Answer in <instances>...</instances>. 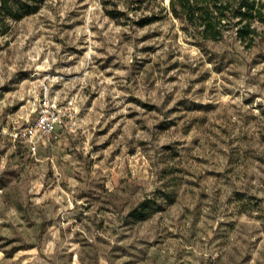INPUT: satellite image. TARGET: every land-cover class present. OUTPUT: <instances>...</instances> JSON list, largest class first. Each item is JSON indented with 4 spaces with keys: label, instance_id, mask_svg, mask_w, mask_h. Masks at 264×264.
<instances>
[{
    "label": "rangeland",
    "instance_id": "374dc122",
    "mask_svg": "<svg viewBox=\"0 0 264 264\" xmlns=\"http://www.w3.org/2000/svg\"><path fill=\"white\" fill-rule=\"evenodd\" d=\"M36 2L0 29V264H264V20ZM46 94L74 116L34 153L11 132Z\"/></svg>",
    "mask_w": 264,
    "mask_h": 264
},
{
    "label": "trees",
    "instance_id": "16d2710c",
    "mask_svg": "<svg viewBox=\"0 0 264 264\" xmlns=\"http://www.w3.org/2000/svg\"><path fill=\"white\" fill-rule=\"evenodd\" d=\"M36 0H0V29L8 22L6 17L19 19L38 8ZM170 12L186 21L195 34L203 39L217 40L227 31L254 41L258 28L257 21H263L262 0H168ZM151 209L149 198L141 200L132 214L141 219Z\"/></svg>",
    "mask_w": 264,
    "mask_h": 264
},
{
    "label": "built area",
    "instance_id": "2783aa9c",
    "mask_svg": "<svg viewBox=\"0 0 264 264\" xmlns=\"http://www.w3.org/2000/svg\"><path fill=\"white\" fill-rule=\"evenodd\" d=\"M74 116L71 106L58 104L46 94L40 101L35 118L26 125L16 128L11 132L12 139L23 142L30 151L36 152L38 146L57 136V130L66 126Z\"/></svg>",
    "mask_w": 264,
    "mask_h": 264
}]
</instances>
